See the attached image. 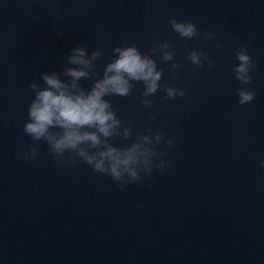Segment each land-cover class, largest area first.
<instances>
[{"label": "water", "instance_id": "water-1", "mask_svg": "<svg viewBox=\"0 0 264 264\" xmlns=\"http://www.w3.org/2000/svg\"><path fill=\"white\" fill-rule=\"evenodd\" d=\"M173 17L214 38L180 37ZM162 41L184 62L174 74L172 62L152 57L163 69L153 108L142 105L139 82L130 96L106 99L133 130L114 145L160 130L174 138L171 149L157 146L170 168L121 191L86 163L58 166L47 144L24 133L29 84L62 72L70 49L101 48L102 76L114 47L152 55ZM241 44L256 65L247 85L256 96L244 105L232 72ZM191 50L208 52L214 67L191 64ZM164 85L187 95L165 99ZM30 145L39 155L19 159ZM262 161L264 0H0V264H264Z\"/></svg>", "mask_w": 264, "mask_h": 264}, {"label": "clouds", "instance_id": "clouds-1", "mask_svg": "<svg viewBox=\"0 0 264 264\" xmlns=\"http://www.w3.org/2000/svg\"><path fill=\"white\" fill-rule=\"evenodd\" d=\"M172 30L186 39L203 38L210 41L212 32H201L191 20L181 21L170 18ZM56 35H63L61 27ZM217 49L221 47L216 45ZM110 62L103 68L102 76L96 71V62L103 50L96 48L89 55L84 47L77 46L69 50L66 66L62 72H41L42 84L30 83L33 99L28 106V120L23 131L33 141H42L58 166H75L86 163L94 173L111 177L121 191L127 185L151 179L153 170L163 172L170 168L171 162L164 159L167 151L157 146L164 144L166 149L174 146V138H166L164 133L151 129L147 133H137L132 143L118 147L113 141L132 138L131 126L122 122L106 97H127L132 94L136 82L142 83L144 90L141 101L146 109H152L154 101L148 99L161 89L160 81L163 69L158 68L153 56L162 62H172L170 71L174 74L184 62V57L175 60V51L170 41H162L151 50L152 55L142 53L135 45L125 42L114 47ZM238 61L232 72L242 87L237 89L238 103L244 105L255 99L256 93L247 87L252 81L255 63L248 53L246 44L235 51ZM187 60L198 68L214 67L209 53L204 50H191ZM63 77V79L61 78ZM91 81L89 88L80 82ZM165 99L184 97L187 92L174 86H163ZM153 115L151 119H155ZM179 126V125H177ZM39 155V149L30 145L28 150L17 153V157L30 162ZM264 166V161L261 162ZM150 188L151 185L149 184ZM140 208L141 205H136Z\"/></svg>", "mask_w": 264, "mask_h": 264}]
</instances>
